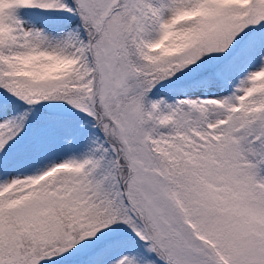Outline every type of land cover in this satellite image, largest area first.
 Segmentation results:
<instances>
[{
	"label": "snow or ice",
	"instance_id": "obj_1",
	"mask_svg": "<svg viewBox=\"0 0 264 264\" xmlns=\"http://www.w3.org/2000/svg\"><path fill=\"white\" fill-rule=\"evenodd\" d=\"M0 264H264V0H0Z\"/></svg>",
	"mask_w": 264,
	"mask_h": 264
}]
</instances>
